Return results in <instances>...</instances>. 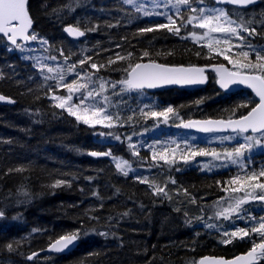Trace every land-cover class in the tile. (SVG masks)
Wrapping results in <instances>:
<instances>
[{"label":"trees","instance_id":"16d2710c","mask_svg":"<svg viewBox=\"0 0 264 264\" xmlns=\"http://www.w3.org/2000/svg\"><path fill=\"white\" fill-rule=\"evenodd\" d=\"M193 6L222 7L213 0ZM222 8L233 19L237 15L245 20L260 18L264 15V0L249 9ZM28 10L34 21L33 32L48 41L47 55L56 56V64L68 69L79 59L91 56L98 65H106L92 79L106 82L102 95L109 97L107 111L114 116V126L86 125L55 107L53 92L68 93L55 86L57 81L45 79L49 74L41 72L40 63L48 65L49 61L33 54L31 47H38L39 39L17 49L0 37V94L16 103L13 107L0 105V212L4 213L0 217V264H162L172 260L166 253L182 254L188 247L192 252L214 254L206 240H191L209 237L214 239L218 255V241L228 238L223 232L240 229V219H215L213 201L230 195L222 191L230 179L260 171L257 167L264 159V144L246 157V169L237 164L205 169L202 156L187 162L180 156L200 149L218 152L223 146L205 141L204 134L183 130L181 124L191 119L239 118L258 103L257 99L248 90L224 93L211 72L203 89L121 91L123 85L117 82L126 78L128 61L112 65L107 61L115 53L132 52V62L225 64L230 69L232 65L222 56L209 53L202 47L205 42L184 39L187 31L182 30L180 36L166 29L141 33V28L166 23L165 17L144 16L123 0H29ZM66 26H78L85 31V38L80 42L70 40L64 33ZM255 26L257 35L250 41L259 48L264 46V35L260 34L261 25ZM233 43L242 42L234 39ZM61 49L70 57L66 63L60 56ZM144 51L150 55L142 57ZM251 58L255 61L254 55ZM94 71L88 64L83 71L78 65L75 72H68L65 82L77 79V73L84 76ZM112 84H116L115 89ZM89 88L98 89L99 82ZM79 97V93L74 95L71 103H77ZM168 107L174 109L168 119L178 117L180 124H163V117H148L141 112ZM117 114L119 121L115 120ZM184 139L191 142L177 148L175 140ZM229 147L234 148L233 144ZM164 149H176L173 164L152 160L154 151L161 153ZM92 152H110L111 156L97 158L90 155ZM117 160H127L131 165L127 176L116 168ZM137 177L147 178L150 183H141ZM57 180L66 183L53 187ZM156 185H166L167 195L155 194ZM193 198L197 199L195 203ZM207 224L215 227L208 228ZM76 232L79 243L73 252L28 258L60 236Z\"/></svg>","mask_w":264,"mask_h":264},{"label":"snow or ice","instance_id":"6c2138e0","mask_svg":"<svg viewBox=\"0 0 264 264\" xmlns=\"http://www.w3.org/2000/svg\"><path fill=\"white\" fill-rule=\"evenodd\" d=\"M216 3H225L235 6L246 7L248 5L255 4L257 0H215ZM123 3L132 5L137 12H143L144 16H164L166 23H158L155 27L141 28V33L153 32L157 29H166L168 32L180 36L182 30L187 31L188 35L184 36V39L189 37L196 43L205 41L202 47H206L209 53H215L217 56H222L228 64L232 65V68H228L225 64L213 65L212 68L218 76V82L222 88L227 89L232 84H245L251 88L256 96L259 97V102L251 108L246 115H241L238 119L227 120H206V121H188L183 122L182 125L185 128L198 127L203 132H216L231 129L232 132L237 134H243L251 132L253 135H247L244 137L245 142L234 147L231 151L225 150L223 153L216 152L215 150L209 152L205 149L197 151H190L186 154H182L180 159L187 162L196 156H212L215 160H226L232 164L239 165L242 169H246L247 165L244 163L246 157L245 153H250L252 148L257 145L264 144V46L257 48L254 46L250 37L257 35L256 24L261 25V33L264 35V15L260 18L253 17L245 20L243 16L237 15L236 19H233L229 14V11L222 7H207V6H193L204 5V0H174L171 3V7L175 9L174 14H168L167 12H154L145 7L144 3L138 2V0H123ZM170 0H164L163 7L169 8ZM157 7L159 4L156 5ZM185 8L186 11H181ZM71 10V5H69ZM33 20L28 10V0H0V34L7 38L17 49H22V45L18 43V40L23 41H36L40 40L41 44L47 45L48 41L39 38L35 32H29L32 28ZM191 25L192 29L188 26ZM194 29L204 30L198 33ZM89 31L94 29H88ZM65 31L73 37H82L85 35V31H81L80 28L68 26ZM215 34H221L223 39ZM239 40L242 43L234 44L233 40ZM119 47V45H117ZM247 47L249 50L245 51ZM236 48L238 51L233 52ZM60 56L64 57L65 63L70 59L69 56L64 55L63 49L59 50ZM134 54L127 52L126 55L115 53L114 58L109 57L107 64H116L117 61H128L127 67L124 69L126 72V78L118 81L117 83L123 85L121 91L124 90H142L144 88H156L162 85L180 84V85H192L204 83L207 79L205 75L204 67L197 66H169L166 64L156 63L150 61L148 63L132 62L131 57ZM150 53L144 51L142 57H148ZM196 55H200L199 52ZM252 55L255 56V61L252 60ZM235 57V58H234ZM211 58V57H208ZM48 59L55 61L56 56H50ZM88 64L89 69L95 70L94 72H85L84 76H80L77 73V79H73L71 82H65V69L57 66L50 67L47 64L40 63L41 72L47 69L48 73H56L53 76H45V79L58 80L59 84L56 87L67 89V95H57L53 92L51 99L56 101L55 107L66 110L70 115L74 116L77 120L82 121L86 125L95 126L97 124L104 127L111 128L114 126V116L107 111V107L110 103L109 97L102 95L106 91L105 81L102 78L99 81H94L92 76L96 75L102 68L106 67L105 64H97L93 61L91 56H86L74 62L67 69L68 72H75L77 66L84 70V65ZM86 82H80L81 80ZM99 82V88H89L90 84ZM115 89L116 84H112ZM51 90V88H50ZM80 94L77 103H71L74 95ZM97 97L100 99L97 100ZM9 100L10 98L0 95V101ZM142 114L148 117H163L165 121L169 118V114L174 112L172 107H168L162 111H148ZM129 119H131L129 117ZM116 121H119L118 114L115 117ZM179 126V125H178ZM259 134L256 136L255 134ZM104 135V133H101ZM116 139H120L119 136ZM130 139V137H129ZM224 139H233V137H225ZM135 149L134 145H131ZM179 146L177 145V148ZM176 149H164L161 153H152L153 161H163L167 164H173L176 160ZM135 155H139V152L134 151ZM92 156H111L110 152H92ZM115 160L116 158L113 157ZM207 167V165H206ZM116 168L127 176L129 171H132L131 165L127 160H117ZM16 171H22V169H16ZM264 169L259 172H245L243 176L237 175L230 179L226 185L222 186V191L229 193L227 197L228 206L221 207L217 204L218 210L214 215L218 218H224L230 220L233 214H239L242 211V206L250 199H256L264 201ZM140 179L141 183H150L147 178ZM175 183V181H172ZM66 183L64 180H57L53 187L60 186ZM165 187L154 186L153 191L155 194L167 195ZM259 190L258 195H253ZM187 190H185L186 192ZM237 192L244 193L243 196L236 197L234 194ZM221 200H225V197H221ZM195 203V199L192 200ZM4 215L0 212V217ZM127 215V213H124ZM199 219H202L199 218ZM256 220L255 217L251 218ZM208 228H213L215 225L207 224ZM252 234L259 236V242H252V247L245 254L235 257L232 260H225L223 258H201L194 264H260V261L264 260V217L260 218L250 228L238 229L234 232L224 231L223 235L229 237L222 241V243L228 244L232 242V238L250 237ZM79 238V233H70L60 236L53 243L49 245L50 250L56 252L69 249L70 245H73L74 241ZM9 250L12 249V245L7 246ZM38 255L33 253L28 257L32 259Z\"/></svg>","mask_w":264,"mask_h":264},{"label":"flooded vegetation","instance_id":"af4514ba","mask_svg":"<svg viewBox=\"0 0 264 264\" xmlns=\"http://www.w3.org/2000/svg\"><path fill=\"white\" fill-rule=\"evenodd\" d=\"M257 169H264V159H262L259 163V166ZM264 180V178H262ZM240 195H244V193L239 192ZM259 190H257L256 193H253V195H258ZM225 200L216 199L213 201V205L220 203H226L227 204V197L225 196ZM218 201V202H217ZM240 219V229H246L250 230V228L258 221L260 218L264 217V202L256 199H250L248 203L244 204L242 206V211L238 215H236ZM255 217L256 220H253L251 218ZM229 238V237H228ZM226 238V239H228ZM259 236L256 234H252L250 237H244L241 239L239 236L232 238V242L225 244L222 243L223 240H219L217 247L219 248V254L215 255V250H216V244L213 238H205V239H200V238H192L191 240H197V241H207L208 248H210L213 253H197V252H192L190 251L189 247L186 249L182 254L176 253V254H171L168 255L172 260L171 261H164L162 264H194V262H198L201 258L204 257H210V258H223L225 260H232L235 257L245 254L248 250L251 249L252 247V242H259ZM169 243V241H168ZM167 243V244H168ZM194 248V247H192ZM52 256V255H49ZM48 256V257H49ZM61 256V255H57ZM260 264H264V260L260 261Z\"/></svg>","mask_w":264,"mask_h":264},{"label":"rangeland","instance_id":"374dc122","mask_svg":"<svg viewBox=\"0 0 264 264\" xmlns=\"http://www.w3.org/2000/svg\"><path fill=\"white\" fill-rule=\"evenodd\" d=\"M138 2L144 3L145 4V7L148 10L154 11V12H162V11L163 12H169L171 10H174L171 7V3H174V2H171V1H170L169 8L168 9H165L163 7L164 0H138ZM157 4H159L158 7L156 6ZM141 13H143V12H141ZM151 16H154V15H151ZM203 31L204 30L200 31L199 33L203 32ZM215 35H217L221 39H223V36L221 34H215ZM203 42H205V41H203ZM31 49L33 50V52H34L33 54H34V56L36 58H41V59H44V60H48L49 61L48 66L54 67V68L57 67V66H59V67L65 69L64 66H63V64H56V61H53V60L48 59V57H50V56H48L47 54L50 52V50H49V48L46 45L40 43L38 47L33 46V47H31ZM44 71H45V74H49L50 76L56 75V73H48L46 68L44 69ZM64 74H65V76L68 74L67 69H65V73ZM54 81L55 82L57 81L55 83V86H57L59 84V81L58 80H54ZM58 89H63V88H59L58 87ZM179 120L180 119L178 117H173V118L171 117L170 119H167V121H165V119L163 118L161 120V123H163V124H168L169 123V125L174 126V123H177V122L179 123ZM179 124H175V125L178 126ZM181 126H182V124H181ZM220 134H222V133H220ZM204 135H205L204 136V140L205 141L213 142V143H219L220 145L223 146V148L220 151H218L220 153H223L225 150L231 151L233 148L232 147H229V146L232 145V144H233L234 147L238 146V145H236L238 141H240L241 143H244L245 142L244 137L246 136V135H241V134H238V135H226L225 134L226 136H220V135H215L214 132H212V133H206ZM250 135H252V134H250ZM257 136H259V134ZM225 137H233V139H224ZM157 142L158 143H161L160 141H157ZM190 142L187 141L186 139H184V142L182 140L181 141L175 140V143L178 146H181L182 144L184 146V145H186V144H188ZM262 145H257V146H255L253 148L255 149V148H258V147H260ZM252 151L253 150H251V152ZM250 153L246 152L245 153V157L249 156ZM201 162L203 163V166L205 167V169H207L208 167H211L212 169H217V168H226L228 166H233L232 163H230V162H228L226 160H223V159H221V160H215L212 156H202V161ZM206 165H207V167H206ZM234 195L236 197L242 196V195L239 194V192L235 193ZM228 196L229 195H227L226 197H228ZM194 199H195V201H197L196 198H194ZM217 204H215L214 206H212V208L215 209V212H216V210H218ZM219 205L221 207H227L228 206V200H227V204L226 203H223V204H220L219 203ZM159 214H161V213H159ZM236 215H238V214H233L232 215V218L238 219V217ZM215 219H224V218H218V217H216Z\"/></svg>","mask_w":264,"mask_h":264},{"label":"water","instance_id":"95a60500","mask_svg":"<svg viewBox=\"0 0 264 264\" xmlns=\"http://www.w3.org/2000/svg\"><path fill=\"white\" fill-rule=\"evenodd\" d=\"M28 2H29V0H28ZM213 2H214L216 5H218V6H223V7H233V8H236V9H249V8H252V7L256 6V5L259 3V0H257V2H256L255 4L248 5V6H246V7L235 6V5H231V4H225V3H216L215 0H213ZM66 27H68V26H66ZM66 27H65V28H66ZM65 28H64V33H65L66 36H67L70 40H72V41L80 42V41H82V40L85 38V36H86V33H85V35L82 36V37H73V36H71L69 33H67V32L65 31ZM33 30H34V22H33V24H32V28L29 30V32L31 33V31H33ZM80 30H81V29H80ZM81 31H83V30H81ZM0 37H2V38L7 42V44H8L9 46H11V47H15L14 45L11 44L10 41L7 40V38L4 37L2 34H0ZM18 43H22V44H24V45H28V44L31 43V41L18 40ZM148 62H150V61H141V63H148ZM156 63H157V62H156ZM213 65H219V64H213ZM213 65H210V66H197V67H204V68H205V75L207 76V79H206V81H205L204 83H200V84H192V85H180V84L162 85V86H158V87H156V88H144V89H142V90H134V91H151V92H153V91H163V90H168V89H173V88H182V89H189V90L203 89V88H205V87L208 85V82H209L208 73L211 72V73H213V74L215 75V77H216V79H217V80H216V83H217L218 88H219L220 90H222L224 93H226V94H233V93H237V92H240V91L248 90V91H250V92L255 96V98H256L257 101L259 102V97L256 96L255 92H254L251 88H249L247 85H245V84H239V83H237V84H232V85H230L227 89L222 88V87L220 86L219 82H218V79H219V78H218L216 72H215V71L213 70V68H212ZM169 66H170V65H169ZM226 66H227V65H226ZM184 67H188V66H184ZM227 67H228V66H227ZM228 68H229V67H228ZM10 100H11V101H14V100H12L11 98H10ZM15 104H16L15 102L12 103V102H9V100L0 101V105H8V106L13 107ZM231 119H238V118H231ZM206 120H227V119H217V118L191 119V120H187V121H185V122H188V121H206ZM183 129L186 130V131H192V132H196V133H200V134L212 133V132H203V131H201L198 127H196V128H185V127H183ZM214 133H234V132H232L231 129H227V130H223V131H216V132H214ZM243 134H253V133L248 132V133H243ZM257 134H258V133H257ZM93 157H97V158H99V157H107V156H93ZM263 202H264V201H263ZM52 243H53V242H52ZM77 246H78V239H77L76 241H74L73 245H70V246H69V249H65L64 251H61V252H56V251H54V250H50V249H49V246H48L46 249L37 252L38 255H36V256H43V255H45V256H49V255H66V254H68V253H70V252H73V251L77 248ZM36 256H34V257H36ZM239 256H240V255H239ZM34 257H33V258H34ZM33 258H32V259H33Z\"/></svg>","mask_w":264,"mask_h":264},{"label":"bare ground","instance_id":"6f19581e","mask_svg":"<svg viewBox=\"0 0 264 264\" xmlns=\"http://www.w3.org/2000/svg\"><path fill=\"white\" fill-rule=\"evenodd\" d=\"M116 7V6H115ZM125 9V8H124ZM172 14V13H171ZM130 17V16H129ZM6 49V48H5ZM35 65V64H34ZM1 95V94H0ZM4 106V105H3ZM92 158V157H91Z\"/></svg>","mask_w":264,"mask_h":264}]
</instances>
